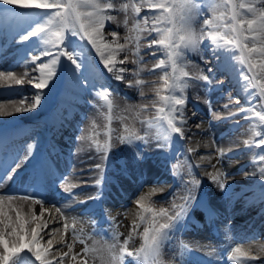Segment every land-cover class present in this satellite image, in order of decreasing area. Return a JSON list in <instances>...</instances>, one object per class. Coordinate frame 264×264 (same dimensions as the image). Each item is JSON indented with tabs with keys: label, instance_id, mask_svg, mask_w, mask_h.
Instances as JSON below:
<instances>
[{
	"label": "snow or ice",
	"instance_id": "1",
	"mask_svg": "<svg viewBox=\"0 0 264 264\" xmlns=\"http://www.w3.org/2000/svg\"><path fill=\"white\" fill-rule=\"evenodd\" d=\"M145 5L150 10H156V14L146 13L141 25V21L136 17ZM209 8L213 15L203 20V27L198 34L193 27V21L196 16H203L204 13L201 11V4L196 0H139V4L131 0L119 4L114 0H0V32L7 30L11 34L12 41L17 45L27 43V47L16 49L14 65L25 68L31 65L32 72L36 73L30 75L26 71L22 76L17 77L13 65H9L7 69L0 70V78L12 80L18 86H23L27 78L28 85L34 90L31 97L21 88L12 90L13 94L21 97V106L15 108L16 113L31 112L42 107L47 93L51 92L57 82L62 81L65 76L76 88H86L92 84L96 94L103 97L111 111L110 96L115 89L105 85H99L97 88L93 83L95 79L91 70L93 50L103 68L113 74L115 80L122 81L126 78L124 74L129 71L126 67L128 57L125 55L124 59L118 61L117 56L121 52L131 50L133 56L131 63L139 65L141 63L140 33H146L145 46L153 49L152 55L155 56L157 52L163 53V58L158 59L153 69H159L161 72L159 79L162 83L155 92L159 101L165 105L157 110V119H163L167 124L164 139L170 140L172 133L183 137V107L186 100L183 95L177 96L172 93L177 89L182 92L183 88L188 86L184 78L189 77V73L180 64L184 50L198 51L205 36L211 41L212 58L216 63L201 70L195 79L203 81V86L207 87L211 85L218 71L227 70L236 85L247 95L248 104L241 106L240 112L247 113L255 110L254 96L256 95L260 102L264 103V0H211ZM217 9H225V11H220L217 15ZM110 10L124 12L125 25H127L129 11L131 10L134 14L131 31L138 33L134 37L136 41L134 49L127 47L130 42L127 37L124 43H120L116 31L111 32L113 38L111 42L105 40L103 35L105 22L115 19L109 14ZM36 13H42V15H36L33 18V14ZM149 20L152 21L151 25L148 23ZM32 38L36 40L33 41ZM3 55L7 53H0V57ZM45 57H47L46 60ZM118 64L121 66L118 67ZM140 72L141 69L137 67L133 70V75L139 77ZM143 83L139 78L135 80L137 87ZM129 84L131 86V81ZM253 89L256 91L253 92ZM161 92L168 94L161 95ZM140 94L144 96L143 91ZM234 99L239 105V98ZM26 101L30 102L24 106ZM209 107L211 110L210 102ZM228 107L229 105H225V108ZM5 114L7 113L0 112V115ZM159 114L164 115L161 117ZM255 116L259 118L261 124H264V110L255 111ZM144 123L151 126L153 121L147 120ZM254 135L261 137L257 141V147L264 146V134L254 132ZM138 141L141 144L146 143V137L135 131H128L127 135L120 137L122 144L133 146L135 151L130 161L120 162V171L116 176L107 175L111 143H108L106 147L96 145L97 150L102 152V163L95 166L100 170V177L95 180L93 187L96 188V192L89 199H102L106 183H116L120 177L139 181L141 188L147 185L146 173L141 165L145 164L149 157L144 155L140 144H137ZM250 143L245 141L246 146ZM164 146L158 145V147ZM0 147H6V145L0 143ZM33 148L34 144L27 145L28 154L16 164L15 168L0 163V188L4 187L6 182H15L19 170L33 158ZM226 156L227 153L220 151L217 163ZM12 159L15 162L17 157ZM259 160L264 161V154L259 156ZM255 174L252 173V175ZM51 175L53 173L46 165L38 163L33 166L29 182L21 185L23 191L8 190L0 194V264H35V261H39V264H51L48 256L52 252L53 241L49 239L48 246L44 247L41 244L43 236L40 235L44 229H47L48 224L36 223L46 211L43 207L46 201L42 195V189L46 186V179ZM225 175L221 170H217L216 175L208 173L209 183L228 196L230 185L222 179ZM58 179L63 183L65 177H58ZM259 180L264 182V167L259 168ZM201 185L200 179L192 177L191 180L183 183L181 190L173 193L169 207H160L158 210L150 206L153 204L151 197L158 190L157 188L153 187L149 193L140 195L134 202L140 209L138 213L140 222L146 226L142 233H138L140 224L134 222L132 233L119 247V255L113 254L112 259H118L120 264H124L126 256L137 260L142 257L145 264H149L150 259L155 261V258L160 255L162 243L183 225L189 211L197 201L196 193ZM261 189V199L264 200V183L261 184ZM65 191L69 196L76 195L71 188H66ZM16 196L22 199L31 198L35 204L41 205L40 215L34 213L29 220L22 217L16 208L5 204L6 200L11 201ZM85 202L81 201V203ZM55 210L60 213V218L66 221L63 224L64 232H68L70 228L73 229V241L79 240L84 244V239L75 231L77 223L75 218L69 223L61 207L55 206ZM10 212H15V218L10 215ZM145 213L151 214L150 220L144 215ZM29 223L35 224L30 230V237L26 229ZM52 231L59 232L60 229L55 228ZM133 234L140 235L143 242L139 249L129 250L127 245ZM116 235L114 234L113 239H116ZM59 243L65 244L63 234ZM65 246L68 249L66 252L56 250L60 255L57 264H65L66 258L75 264H88L87 259L83 257H86L89 252L99 250L95 247L90 249L85 245L82 249L83 257H81V253H73V243H66ZM116 247V244L109 245L107 251L111 253ZM184 248L187 249L188 246L184 245ZM31 257H34L35 261H32ZM242 258L255 259V257H249V253L242 251L239 247L231 248L228 253L230 261L241 264ZM52 259L56 257L53 255ZM184 264H190V261H185Z\"/></svg>",
	"mask_w": 264,
	"mask_h": 264
},
{
	"label": "bare ground",
	"instance_id": "2",
	"mask_svg": "<svg viewBox=\"0 0 264 264\" xmlns=\"http://www.w3.org/2000/svg\"><path fill=\"white\" fill-rule=\"evenodd\" d=\"M114 2L119 4V3H124V2H130V0H114ZM131 2L139 4V0H131ZM196 2L201 4V11L204 13L203 16L201 15L196 16L195 20L193 21V27L199 34L200 29L203 27V20L205 18H211V16L213 15V12L210 11V8H209L211 0H196ZM83 10L87 11L88 9H83ZM220 11H225V9H217L216 14L218 15ZM146 13L154 15L156 14V10H150L149 8H147L146 5L145 7H142L139 16L136 17V19L141 21V25H143V17L145 16ZM109 14L114 16L115 19L105 22V29L103 32L105 40L111 42L113 39L111 36V32L116 31L118 33V38H117L118 41L120 43H124L125 38L127 37L129 38V41H130L127 47L129 49H134V45L136 44L134 37L138 34L137 32L131 31L133 28V24H134V20L132 18L134 14L131 12V10L129 11L127 25H125L124 23L125 21L124 12L117 11V10H110ZM36 15H39V14L38 13L33 14V18H35ZM40 15H42V13ZM148 23L149 25H151L152 21L149 20ZM5 32L7 31L5 30ZM153 35H155V33H153ZM140 36H141V39L139 41V48H140L139 56L141 59V63L139 65L131 63V60L133 58L131 50L127 52H121L117 56L118 61L124 59L125 55H127L128 57V62L126 63V67L129 69V71L124 74L126 78L122 81L111 79V78H114L113 74L108 73L103 68V65L99 62V58L95 56L94 50H93V54L91 57V62L95 64L94 67H96L97 69L100 68L101 72L103 71L102 73L104 75L106 74L107 77H109V81L113 80L112 82L118 88L120 87L121 91L119 93L121 92L125 93V95L131 98L132 100L125 99V98H119L117 97L116 93L115 94L112 93L110 96V100L112 101L111 111H109L107 103H105V106L103 104L104 106L103 107L102 104L98 103V100H97V103H95L94 106L91 107L90 113L86 114V121L82 129L83 131L79 132L78 136H73L72 138H70V140L65 139L62 143H59L56 146H53L54 149L58 148L59 150H61V152H63V157H64L63 162L58 161L60 164V169L64 172H67L68 169L70 168L71 171L67 172L68 175L65 176V180L63 183L58 181L60 183V186L58 187L57 191H52L51 189L52 187L51 188L49 187L50 191L52 193L60 192L61 194H64V192L66 193L65 191L66 188H71V190L74 193H76L75 191H78L81 194L75 195L76 198L73 197L72 199L66 200L65 203H61L59 201L55 202L54 200L55 196L51 195V193L42 191V195L44 196V199L46 201L43 207L44 209H46V211L44 212L43 216L40 217V220L36 221V223H41V224L47 223L48 226L49 225L53 226L56 224L57 221H59V223L61 224L59 228L60 232L52 231V234H49V236H46L45 234L48 233V230L53 229L52 226H49L47 227V229H44V231L40 233V235L43 236V239L41 240V244L44 247L48 246L47 241L49 239H52L53 241L52 252L48 256V259L51 260V264L52 263L57 264V260H59L60 258L59 252L56 251L57 249H59L60 251H64V252L68 251L67 247L65 246L66 243H73V253H81V257H83L82 249L84 248V245H87L90 249L93 247L99 249L96 252H89L88 253L89 255H87L86 257H83L87 260L89 256L97 258L99 255H100L99 257L100 259L101 257H104V255H106V253L108 252L106 249L107 246L99 242L98 243L94 242L93 239L89 238L91 236L86 237V233H84V230H83L84 226L79 223L77 224V227L75 225L76 227L75 231L79 234L81 238L84 239L85 243L82 244L79 242V240L73 241L72 234L69 232H66V233L64 232L63 224L66 221L62 220L60 218V213H57L55 210V206L61 207L64 210L65 217L67 219V222L69 223L72 222L73 218H75L77 222L80 219L81 216H79L80 215L79 210L81 207H83L86 204V202L82 204V203H77L75 201H80V200H85V199L87 201L90 200L89 197H91L95 193L94 191L95 187L92 186L94 185V183L92 182H95V180L99 178V176H97L99 169H97L95 166L97 164L102 163V152H99L97 150V147H96L97 144H100L101 146H103L104 143H111L112 145L111 151L113 153L115 150H117L119 151L118 154L122 155L121 157L124 161H130L132 159V156L135 150L133 151L132 148H130L128 144H122L119 138L121 136L127 135L128 131H135L137 134L145 136L146 143H143V148H144V151L146 150V152L144 153V155L149 157V159L147 160L145 164L141 165V168L146 173L147 185L141 188L139 181L136 180V184H134V186H132L131 188H128L124 185L125 182L121 180L119 181L120 186L122 188L124 187L123 190L126 189L127 191H124V194H120L118 196L116 195L114 198L120 197V201L124 203V201H126V199L124 198L134 197L133 201H135L140 195L149 193L150 190L153 187H155V185L150 184V182L152 181V177H150V174L148 173L149 171L144 166L150 163L151 161H153L154 159L155 161L160 160L159 154L161 153L162 150H160V147H158V145H161V144L164 145V141H165L163 136H161L162 126H160V124L158 123V121L160 120L157 119L158 108L164 107V106H162L163 104L159 101L158 97L156 96V92H155V89L159 87L162 83L159 79L161 72L159 69H153L154 64L158 62V59L163 58V53L157 52L156 55L153 56L152 55L153 49H149L145 46L147 43V39L145 38L146 33H140ZM32 40L35 41L36 38H32ZM26 44L27 43H25L24 45H17L12 41L11 36L7 38L6 46H4L5 48L4 52L7 53V55L0 57V70L7 69L9 65H13V70L17 77L22 76L26 71L30 75H35L36 73L32 72L33 66L31 65H29L27 68H25L24 66L14 65L16 49L18 47L22 48ZM201 57H203V59ZM44 59L46 60L47 57H45ZM206 61H207V64H206ZM215 63L216 61L212 58L211 41L205 36L204 40L201 43V47L198 51H192L188 49L184 50V55L180 61V64L184 68V70L189 73V77L184 78L187 81L188 86L183 88L182 92L179 89H177L172 93L177 96L183 95L186 100L185 105L183 107L184 123L182 127H183V135H187V136L183 137V139L181 140L178 139L177 142L181 143L182 141L185 144V146L191 145L194 150L199 149V148L204 149L208 147L206 145V142L209 141L211 143V148H213V151L217 152L219 148H221L222 146H226V143L228 140H231L235 143L238 138L239 139L243 138V140L247 141L250 137L248 136V134H246L244 130L252 122H247L246 124L242 125L243 127H238L235 131H232V129L230 128L231 124L234 123L235 121L232 118L233 114L235 113L237 109H240L241 106L239 108L237 107L240 104H242L243 106H247L248 104L247 95L238 86H234V89H232V92H233V95L234 94L238 95L237 97L240 100V104L239 105L236 104L235 99L228 101L227 97L229 95L227 96L225 95L224 99H221V97L225 93L224 92L225 88L229 86L230 83L233 84L232 75L227 70L218 71L211 85L207 87L203 86L204 85L203 81L195 79V77H197L200 74L201 70L206 69L207 66H211ZM119 66L121 65L118 64V67ZM137 67L141 69L139 77H136L133 75V70H135ZM169 71H171L170 68H169ZM92 73L94 76L96 71L92 70ZM137 78L141 79L144 82L139 87L135 86V80ZM130 81H131V86L129 84ZM220 81H223V83H219ZM59 83H62L61 85L66 88L72 87L74 96L70 95V97L77 96L74 90H77V92L84 90V88H76L75 85L67 78V76H65V78L62 81H58L57 85H59ZM57 85L51 92L47 93L46 98L42 103V107H40L39 109L35 111H32L31 114L33 116L35 115L40 116L44 114L48 116L50 115V113H52L51 118H53V120L57 122L56 121V119H58L57 111L53 110V107L51 105L54 95L58 97L60 93L59 87ZM18 88H21L30 97H31V93L34 91L31 87H29L27 83V78H25V83L23 86L16 85L14 81L12 80H8L6 78H0V112L7 113L5 115H0V137L3 135L14 137V135H16L14 134V131H16L18 132L17 135L19 136L18 141H21L19 142L21 143L20 147L17 146L13 148L9 157H7L6 159L2 161L3 164L10 165L11 168H15L16 164L20 163L24 159V157L28 154V149H27L28 144H34V148H33L34 155H35L37 148L39 147V143L37 140L39 135L36 134V137H32L30 139L28 138L30 134L27 133V131L23 127H21V121H24V120L27 121V123L29 124L30 123L33 124L34 126H38V122H36V120L32 118H29L30 115L29 116L24 115V113L26 112L24 113L15 112V108L21 106V97L19 95L13 94L12 90L18 89ZM141 91H143L144 93L143 97L140 94ZM65 92L66 90L64 88L63 95L66 94ZM167 94L168 93L166 92H161V95H167ZM209 96L210 98L207 99ZM70 97H66V98H70ZM214 98L221 99L222 101L223 100H226V101H224L225 103L223 104L222 103L216 104L214 105V107L212 106V103H210L211 105V110H210L209 102L213 101ZM256 98H258L257 95H256ZM256 98L254 96V99ZM258 101L260 105H262V107L264 108V103H261L260 100ZM29 102L30 101H26L24 106H27ZM187 103H190L193 109H191ZM57 105L70 107L71 104L69 105L67 100L61 98L60 102L57 103ZM142 105H146L147 107L142 108L141 107ZM225 105H229V107L225 108ZM205 109H208L213 113V116L209 119L211 122H214L215 120H222V122L229 121L230 124L224 125L223 123H221L218 126V128H216V126H213L212 124H207L206 122L204 124L202 121L206 120V116H205L206 114L204 111ZM195 110H197L198 112H195ZM199 112H201L205 117ZM219 112L221 113L220 115H218ZM102 115H104V117L102 118L104 121L101 120ZM109 115H110V118H109ZM147 120L153 121L151 126H148L144 123V121H147ZM33 121L35 123H33ZM102 121L104 122L103 123L104 131L106 129L108 131L109 129H111L110 134L108 131L104 132L103 134L101 133V130L99 129L100 127L99 125L102 124ZM190 122L197 123L199 127H195V129L191 131L190 129L192 127L189 125ZM92 123L95 124V128H94V130H96L95 132L91 130ZM73 124H74V121L71 122V125L69 126L71 127ZM73 127L77 128L78 124H74ZM126 129L128 131H126ZM213 129H216L220 133L227 134L228 137L227 136L225 138L219 137L217 139L216 136L218 135L215 132H213ZM196 132H199V133H196ZM201 132L203 134V138L200 135ZM252 132L254 131L252 130ZM192 135H194V137ZM6 138L7 140L10 139L7 136ZM191 139L193 140L190 142ZM73 142H76V143H73ZM105 146H107V144ZM191 155L193 156V158L194 157L196 158V156H198L197 154H195V151H193V153L191 152ZM13 157H17L15 162H13V159H12ZM207 157H210V159H207L204 162L202 161L203 163H208L209 161H210L209 163H211L212 155L208 153L206 156H202L203 159H206ZM198 160L200 159H197L194 161L198 162ZM31 161L32 160H30L29 162ZM181 161L182 160L177 161L175 164L176 165L175 167L177 168L178 170L177 172L179 176L181 177V179L182 180L188 179L187 181H189V178H188L189 176L186 175L187 174L186 166H184ZM34 165L35 164L32 161L31 164L28 163L27 165L22 167L19 170V175L16 177V179L20 178L23 175V173H27L28 171H31ZM77 166L80 167L79 171H76ZM235 166L237 165L228 166V168H226L225 171L231 174V172L234 171L233 169H238V166L237 167ZM148 167L154 168L152 164H149ZM260 167H263V165L262 164L257 165V163H255L252 160V161H249L247 165V172H246L247 177L245 179L243 178V176L235 177L236 175L234 174L232 176L228 175L226 179L224 178L225 183L230 185V188L228 190L230 195H228V198L229 197L230 199L232 197L238 198L240 193L247 194V192H249L247 190L255 184L253 183V181L259 178V168ZM198 169L201 172L199 175L200 176L199 179L202 182H204L206 186H210V190H209L210 194H212L213 192H219L220 189L218 187L209 183V176L204 175L205 170L207 168L204 167V165H202L201 167H198ZM76 172H80V173L75 174ZM252 173H256V174L252 175ZM86 177H90V180L88 179L86 182L82 184L80 181ZM158 178L162 179L164 182H162V186L159 185V187H157L158 190L153 195L154 198L159 197L160 191H164V192L167 191L169 189L168 187H169L170 182H172L168 177L167 178L163 177V174H160ZM46 183L49 186L48 179H46ZM51 186H53V183L51 184ZM8 190L20 192V191H23V188L22 189L16 188V187L9 188V186L5 187L4 185V187L0 188V194H4ZM118 191L119 190H117V192ZM250 196L247 197L249 200L247 198L245 199L246 203H249V201H251V198H253ZM151 200L153 204L150 206H153L158 210L160 207H165V208L169 207L172 197H170V199L168 200V203L158 208L156 207V203H154L155 199L152 198ZM5 204H10L12 207L16 208L21 213L22 217L27 218L29 220L31 219V216L34 213L39 216L41 212V205L34 203L33 209L31 208L30 198L22 199L19 196H16L11 201L6 200ZM225 204L226 203L223 202V205ZM241 206H243V208L248 207V205L244 204L243 202L241 203ZM119 208H122V209L120 210L117 209L116 212L113 210V208H108V209L115 212L114 214H112L111 211H109V214L112 215V218H113L112 221L114 223V228L117 231H121L122 233L121 236L124 238V240L125 238L128 239L129 234L132 233L134 222L140 224V227L139 229H137V232L142 233L143 228L146 225L140 222V219L138 216L140 209L137 207L136 203L134 202L132 206L128 204L126 206H123V204L121 203ZM10 215L13 218H15V212H10ZM144 215L148 216L149 220L151 219V214L145 213ZM202 217L206 218V215L203 214ZM34 226H35L34 223H29L28 225H26V229L28 231L29 237L31 235L30 230ZM71 230L73 231V229ZM61 234H63L64 236L65 244L59 243ZM204 235L207 237L206 234L200 233V237H203ZM232 236H234L235 238H237L238 240L242 242V244L239 245L241 246V248H244L242 251L249 252L248 250H250L252 245L250 241H247V235L245 233L237 234L235 232V233H232ZM142 242L143 241L140 235L133 234L131 239H129V243L127 247L129 250L139 249L140 245H142ZM174 250H176L175 244L172 249L171 247H169V245L166 246V242L164 241L161 245V251H160L161 254L158 256V258L159 259L165 258L167 261L170 262L171 261L170 255L174 252ZM114 253L115 252L112 250V252L110 253L111 257ZM53 255L56 257V259H52ZM128 258H129L130 264H134L133 260L135 258L133 257H128ZM78 259H80V257H78ZM65 264H75V262H72L66 258Z\"/></svg>",
	"mask_w": 264,
	"mask_h": 264
},
{
	"label": "rangeland",
	"instance_id": "3",
	"mask_svg": "<svg viewBox=\"0 0 264 264\" xmlns=\"http://www.w3.org/2000/svg\"><path fill=\"white\" fill-rule=\"evenodd\" d=\"M255 110L254 111H250V112H247L248 113V115L249 116H251L252 117V122H254L255 123V125L254 126H251L249 129V132L251 133V135L252 136H254V137H252L251 138V143L249 144V145H247L246 147V152L247 153H249L248 154V156L249 155H251V152H252V148L254 147L253 146V142L255 143V144H257V141L259 140V138H261V137H259V136H256V135H254V132H261L262 134H264L263 132H264V124H261V122L259 121V118L258 117H256L255 116V111H258V110H262V107L261 106H257L256 108H254ZM253 114V115H252ZM245 115H247V114H243L242 113V116L240 117V120L241 119H243V118H245L244 116ZM247 115V116H248ZM243 117V118H242ZM256 118V119H255ZM256 120V121H255ZM258 123V124H257ZM260 123V124H259ZM191 125V124H190ZM193 125V124H192ZM240 126V124H238L237 125V127H239ZM263 127V128H262ZM252 130L254 131V132H252ZM255 139V140H254ZM240 140H242V139H238L237 141H236V143H234L233 141H231V140H228L227 141V143H226V146H223L224 148H221V151H223V152H225V153H227V156L225 157V158H223V160H221L220 161V163H218V165L219 166H221L222 164H224V166H228V164H231L232 162H233V159L235 158L232 154H230L231 153V151H227V150H230V149H236L237 147H241L242 145H238V144H240V143H237V142H239ZM226 141V140H225ZM252 144V145H251ZM260 148H262V152H260L259 154H264V146H260ZM243 149H245V146L243 145ZM255 151V150H254ZM239 153L240 154H243V152H242V150L241 149H239ZM197 154H199V152H197ZM232 155V156H231ZM229 156V157H228ZM247 156V157H248ZM230 157H231V159H230ZM233 158V159H232ZM243 158V157H242ZM241 158V159H242ZM236 159V158H235ZM258 160V159H257ZM199 161V160H198ZM260 162H262V161H260ZM152 164V163H151ZM235 165V164H234ZM247 169V168H246ZM152 173V172H151ZM235 175V174H234ZM243 178L245 179L246 177H244L243 176ZM262 183H264V182H262ZM134 198V197H133ZM81 201H83V200H81ZM121 203H119V204H117V205H120ZM133 204V203H132ZM132 204H130V206H132ZM116 205V207L115 208H117L118 206ZM117 209H119V208H117ZM246 213V212H245ZM83 215V214H82ZM245 215H247V214H245ZM79 216H81V215H79ZM235 218H239V217H237V215H234L233 216V219H235ZM244 219H248V215L247 216H245V217H241V218H239V220L238 221H240V222H238V223H236V228H238V230L239 229H241V227L243 226V224H242V221H244ZM228 220H230V219H228ZM227 220V221H228ZM236 220V219H235ZM80 221H82V223L83 224H85V225H87L88 224V222H87V218L86 217H82V219H80ZM60 223L57 221L56 222V224L55 225H49V226H52L53 227V229H55V228H60ZM48 226V227H49ZM51 231V232H50ZM206 232V231H205ZM49 234H52V229H50V230H48V233H46L45 235L46 236H49ZM45 236V237H46ZM98 239H100V237H94V240L95 241H97ZM99 241H102V240H99ZM255 241H257V240H255ZM264 248V247H263ZM243 250V249H242ZM257 252L259 253V254H261V253H263L264 252V250L263 251H259V250H257ZM29 256H30V254H29ZM33 258V257H32ZM33 261H35V258H33ZM88 264H99V263H97V261H96V259H95V257H91V256H89L88 257Z\"/></svg>",
	"mask_w": 264,
	"mask_h": 264
}]
</instances>
